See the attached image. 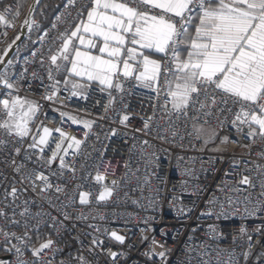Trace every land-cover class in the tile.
<instances>
[{
  "label": "built area",
  "instance_id": "obj_1",
  "mask_svg": "<svg viewBox=\"0 0 264 264\" xmlns=\"http://www.w3.org/2000/svg\"><path fill=\"white\" fill-rule=\"evenodd\" d=\"M42 1L31 31H25L11 64L0 72H6L13 85L0 84V101L20 96L36 102L31 135L42 127L53 132L40 153L38 148L28 150L31 139L20 141L0 129V142L7 141L0 143V262L18 264L12 247L16 245L26 264H36L40 258L32 249L51 239L53 249L42 254L44 264H82L81 258L87 264H264V142L257 137L253 143L246 126L243 131L232 126L234 117L227 109L237 110L233 102L218 104L210 116L199 105L178 115L171 104L165 109L162 90L157 96L134 77L122 76V93L88 85L86 98L73 96L72 82L66 85L61 79L67 72H57L50 55L60 47L59 37L83 17L90 0H58L56 14L44 28V13L43 20L36 19ZM35 2L19 4L15 28L0 25V61L24 31ZM17 3L3 1L0 9ZM49 69L54 80L49 79ZM56 80L59 91L53 95ZM110 94L115 98L112 104ZM124 115L129 119L121 123ZM201 126L214 131L216 139L205 143L198 137ZM56 128L81 141L78 149H67L63 170L58 161L50 166L45 162L53 142H60ZM222 137L227 138V149L212 150ZM33 172H44L53 187L43 191L39 180L33 187L24 179ZM98 173L105 179L97 182ZM245 176L251 184L240 182ZM105 185L112 195L100 201ZM57 186L62 191L57 192ZM82 193H88V203H80ZM113 232L124 237L123 243L112 237ZM4 233L12 238L6 240ZM15 237L26 239L21 244Z\"/></svg>",
  "mask_w": 264,
  "mask_h": 264
},
{
  "label": "snow or ice",
  "instance_id": "obj_2",
  "mask_svg": "<svg viewBox=\"0 0 264 264\" xmlns=\"http://www.w3.org/2000/svg\"><path fill=\"white\" fill-rule=\"evenodd\" d=\"M0 4H3V0H0ZM19 8V3L4 5L0 9V25L15 28ZM81 15L86 18H80L73 30L59 37L60 47L50 55L51 64L57 72L63 69L69 76L85 81L83 84L72 82L73 96L86 98L83 91L88 87L87 82L92 81L122 93L121 76L134 77L140 86L152 89L157 96L162 90L167 98L165 109L171 104V110L178 115H187L190 107L199 105V110L205 116H210L213 115L212 108L232 101L237 108L234 112L232 108L227 109L234 117L232 126L237 131H243L246 126V135L253 143L257 137L264 142V0H90ZM25 23L31 31L35 21ZM93 50L98 54H93ZM153 54H158L161 59L152 58ZM8 63L11 64V61ZM49 79L54 80L51 69ZM59 83L55 81L53 95L59 91L55 87ZM0 84L6 88L13 87L6 72L0 74ZM46 99L51 100L52 96ZM114 100L110 94L109 103L112 104ZM0 105V129L7 136L20 141L31 139L28 150L31 152L38 148L43 153L53 130L37 128V135H31L34 129L30 124L39 105L20 96L3 99ZM68 118L77 123L74 117ZM128 119L129 116L124 115L121 123ZM83 123L85 127H90V122ZM223 123L220 122V127H223ZM147 127L148 123L145 122ZM55 132L59 133L60 142H53L54 150L45 162L50 166L58 161L63 170L67 167L64 159L68 155L67 149H78L81 141L61 128H56ZM196 132L199 137L205 129L201 126ZM65 141L71 143L65 145ZM20 151V147L15 148L17 154ZM28 158L31 159V156ZM22 167L20 165L17 171ZM70 170L75 172L74 168ZM24 179L31 181L33 187L35 181L39 180L43 191L53 187L44 172L29 173ZM95 179L100 182L105 177L98 173ZM240 182L251 184L247 176ZM112 184L115 185L116 181H112ZM56 191L62 189L57 186ZM11 194L15 196V187ZM111 195L112 189L105 185L98 199L104 201ZM87 196L88 193L81 194V204L88 203ZM4 236L6 240L12 238L8 233H4ZM112 237L121 243L124 241V237L116 232L112 233ZM15 239L23 244L26 237ZM53 245L54 241L48 239L32 249V255L40 258L36 264H44L42 254L52 250ZM12 247L18 264H26L21 248L16 245ZM116 255L115 252L111 253L113 259ZM159 255L164 257L163 252ZM81 259L82 264H87Z\"/></svg>",
  "mask_w": 264,
  "mask_h": 264
},
{
  "label": "trees",
  "instance_id": "obj_3",
  "mask_svg": "<svg viewBox=\"0 0 264 264\" xmlns=\"http://www.w3.org/2000/svg\"><path fill=\"white\" fill-rule=\"evenodd\" d=\"M11 1V0H6ZM24 7L27 5L28 1H24ZM58 8V0H43L40 4L39 10L36 14V19L40 18L43 20V16H41V13H44L45 20H43L42 27L44 28L48 22L53 18V16L56 14Z\"/></svg>",
  "mask_w": 264,
  "mask_h": 264
},
{
  "label": "water",
  "instance_id": "obj_4",
  "mask_svg": "<svg viewBox=\"0 0 264 264\" xmlns=\"http://www.w3.org/2000/svg\"><path fill=\"white\" fill-rule=\"evenodd\" d=\"M25 31H22L18 36L19 39H15L12 44L11 47L9 48V50L5 53V55L3 56V58L0 61V72L3 70L4 66L8 63V61L11 59L12 55L14 54V52L20 47V45L22 44V42L25 39Z\"/></svg>",
  "mask_w": 264,
  "mask_h": 264
},
{
  "label": "crops",
  "instance_id": "obj_5",
  "mask_svg": "<svg viewBox=\"0 0 264 264\" xmlns=\"http://www.w3.org/2000/svg\"><path fill=\"white\" fill-rule=\"evenodd\" d=\"M3 1H6V0H3ZM19 2V4H21V6L24 7V4L25 2L24 1H29V0H16ZM28 4V3H27ZM82 18H86V16H83ZM82 50H85V49H82ZM93 54H98L95 52V50H93ZM152 58L154 59H161V57L158 55V54H153ZM59 62V61H58ZM61 79L65 82L66 80L68 81V83H71L73 81H79V82H82V83H85L84 80H81L80 78L78 77H75V76H69L68 73L66 75H63L61 77ZM88 85H92V86H96V87H104L106 88V86L104 85H100L97 81H92V82H87Z\"/></svg>",
  "mask_w": 264,
  "mask_h": 264
},
{
  "label": "rangeland",
  "instance_id": "obj_6",
  "mask_svg": "<svg viewBox=\"0 0 264 264\" xmlns=\"http://www.w3.org/2000/svg\"><path fill=\"white\" fill-rule=\"evenodd\" d=\"M30 2V0L28 1V3ZM28 5V4H27ZM26 5V6H27ZM201 128V127H198V129ZM205 129V132L204 133H201L200 135L205 139V141L207 140V143L213 141L216 139V134L212 135V130H208L206 128ZM226 137H222L218 143V145L216 147H213L212 150L214 151H218V152H221V151H224L227 149L228 147V143H227V139L225 140Z\"/></svg>",
  "mask_w": 264,
  "mask_h": 264
},
{
  "label": "bare ground",
  "instance_id": "obj_7",
  "mask_svg": "<svg viewBox=\"0 0 264 264\" xmlns=\"http://www.w3.org/2000/svg\"><path fill=\"white\" fill-rule=\"evenodd\" d=\"M38 1L39 0H36V2L31 5V7H30V14H29V17H28L27 21H33V14L35 12V9H36V6H37ZM26 30H29V25L25 23V25H24V31H26Z\"/></svg>",
  "mask_w": 264,
  "mask_h": 264
}]
</instances>
